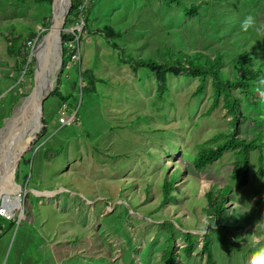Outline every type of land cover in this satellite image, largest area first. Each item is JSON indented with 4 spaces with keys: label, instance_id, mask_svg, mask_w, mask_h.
<instances>
[{
    "label": "rangeland",
    "instance_id": "rangeland-1",
    "mask_svg": "<svg viewBox=\"0 0 264 264\" xmlns=\"http://www.w3.org/2000/svg\"><path fill=\"white\" fill-rule=\"evenodd\" d=\"M191 2L205 0H91L63 71L61 37L76 25V19L66 20L68 12L57 55L48 59L50 68L57 67L43 99L41 127L11 168L8 183L0 182V188L13 185L21 194L0 192V211L3 195L16 201L5 203L6 217L16 223L0 229V264H165L162 252L169 244L175 264H208L202 250L207 232L214 264H247L253 251L248 240L264 234L259 151H249V175L241 187L230 175L239 145L202 170L195 169L194 158L202 145H215L230 132L241 139L258 131L264 136V103L256 105L235 88L249 118L238 117L233 128L222 100L207 113L210 77L194 96L198 78L167 73V91L159 96L155 73L130 61H163L169 51L198 50L211 57L220 51L227 76L243 51L256 65L264 62V36L240 30L249 14L264 24V0H207L188 15L185 5ZM51 19L52 0H0V159L19 134L18 109L34 86L36 60L30 53ZM11 37L18 38L14 49ZM58 82L71 97L53 94ZM257 97L264 102V93ZM62 105L67 109L61 113H74L75 121H58ZM164 181L174 188L162 203ZM227 184V209L217 219L205 211V193ZM208 218L215 227L204 229ZM188 232L195 244L189 254L182 249Z\"/></svg>",
    "mask_w": 264,
    "mask_h": 264
},
{
    "label": "trees",
    "instance_id": "trees-1",
    "mask_svg": "<svg viewBox=\"0 0 264 264\" xmlns=\"http://www.w3.org/2000/svg\"><path fill=\"white\" fill-rule=\"evenodd\" d=\"M44 3H50L51 0H40ZM179 1V0H176ZM71 8L69 11L68 18L66 19L69 21L75 19L76 17V9L79 3V0H71ZM205 2H200L195 4L193 2L185 5V12L188 15H194L197 13V10L200 6L205 5ZM72 17V18H71ZM113 33L117 36L120 35L119 30H113ZM45 30L41 35L46 33ZM103 33H107L106 30H101ZM108 35V34H107ZM32 36H30L31 38ZM109 40V35L107 36ZM32 39V38H31ZM29 39V41L31 40ZM73 35L72 33H63L61 40H62V49H63V71L65 70L64 67L67 65L68 60L71 59L73 53L75 52V48L70 49L65 46V42L67 40H72ZM9 41V48H13L17 46L18 38L11 37L8 39ZM28 41V42H29ZM111 42V41H110ZM112 45L117 46L115 42H112ZM23 48L22 55L27 57L29 55V48L27 47L26 42L21 46ZM169 58L160 61L159 59H141V58H131L130 61L135 66L139 67H147L151 71H153L156 75V79L158 81V88L157 93L159 96H163L164 93L167 91L166 88V75L167 73L173 75H186L191 77L198 78V85L196 90L194 91L193 95L197 96L202 94L205 88L206 81L208 77L211 79V86H212V103L209 106L207 113H211L213 109H215L220 101H223L222 107L226 110V112L231 116V125L233 128L236 125L238 117L242 119H248L249 116L244 114L240 110L239 101L241 98L237 95L234 91L235 88H238L240 93L244 98L253 99L256 105L264 103L261 101L257 95L264 93V62L255 64L253 62L252 56L250 55L249 51L241 52L236 59H234L232 63V69L229 73V76L225 75L223 71L224 67V54L220 51H216V54L211 57L210 55L206 54L202 51H178L177 53H171L169 51ZM25 63V59L22 62ZM30 73H32L33 69L28 64L27 66ZM76 82V81H75ZM61 83L58 82L55 89L53 90V94L59 97L61 100H66L71 97L70 93L64 94L61 90ZM251 97V98H250ZM230 132L229 135L221 142H216L215 145H202L198 153L194 158V167L197 170L204 169L209 163L219 158L226 150H230L239 145L238 149L235 153L234 165L232 171L230 173L232 182L236 184L237 187H241L247 182V178L249 175V151L253 149H258L259 151V166H260V174H262L264 170V155L262 154V143H264V136L261 131H258L253 135L250 139H241L235 137ZM219 136L215 137L218 138L222 136V134H218ZM207 143H211V140ZM174 183L172 181H164L162 187V203H165L170 199V193L173 190ZM231 188L229 184L217 188L216 186L213 187L211 190L205 193V197L207 200L206 212L217 219L222 217L224 212L226 211L225 207V196L223 192L226 188ZM221 190V193L220 191ZM219 192V193H218ZM9 200H12L13 203L16 201L11 195H3L2 197V206L3 210L5 208V203ZM7 206V205H6ZM226 208V209H225ZM6 213V211L4 210ZM10 216V215H9ZM11 218H7L5 215L0 214V229L3 227H7V223L13 226L15 221L11 222ZM208 233V232H207ZM207 233L203 236V245L202 250L206 254V261L208 264H214L212 253H211V241L207 237ZM185 237L187 240V245L184 246L182 249L185 253L189 254L195 244L192 242L191 234L185 233ZM177 255L174 252L173 245L169 244L162 252V260L165 264H175L177 259Z\"/></svg>",
    "mask_w": 264,
    "mask_h": 264
},
{
    "label": "bare ground",
    "instance_id": "bare-ground-1",
    "mask_svg": "<svg viewBox=\"0 0 264 264\" xmlns=\"http://www.w3.org/2000/svg\"><path fill=\"white\" fill-rule=\"evenodd\" d=\"M63 8L64 4L61 3V0L54 1L52 5V27H49L46 31V33L49 31L48 34L45 36L43 35L31 50L30 55L36 60L35 69H40L45 62H47V67L45 72L41 73V75L34 80V85L36 87L34 97L28 95L18 109V115L19 117L21 116L19 134L16 136V139L12 141L14 145L12 151L0 159V182L8 183L7 177L9 176L11 168L28 150L32 140L41 127L40 103L44 96L46 94L48 95L51 90L57 67L50 68L48 65V59L54 54L53 52L57 55L58 33L61 31L63 25L59 18H61ZM11 188L12 190L8 188H0V192L17 193L20 190L19 187H14L13 185ZM38 193L43 194V192H37V194Z\"/></svg>",
    "mask_w": 264,
    "mask_h": 264
},
{
    "label": "clouds",
    "instance_id": "clouds-1",
    "mask_svg": "<svg viewBox=\"0 0 264 264\" xmlns=\"http://www.w3.org/2000/svg\"><path fill=\"white\" fill-rule=\"evenodd\" d=\"M240 30L244 33H248L251 30L260 36H264V24H258L257 18L252 14L244 17L240 23ZM209 225L215 227L213 218L205 220L204 229H207ZM248 243L253 251L248 257L247 264H264V234L252 235Z\"/></svg>",
    "mask_w": 264,
    "mask_h": 264
},
{
    "label": "built area",
    "instance_id": "built-area-1",
    "mask_svg": "<svg viewBox=\"0 0 264 264\" xmlns=\"http://www.w3.org/2000/svg\"><path fill=\"white\" fill-rule=\"evenodd\" d=\"M91 0H79V3H78V6H77V9H76V25L71 27V30H70V33H72L73 35V39L72 40H67L65 42V46L67 48H73L75 47V45L79 42V39H80V36L79 34L76 32L77 30H80V27L84 24V14L85 12L87 11V8L90 4ZM67 108H65L64 105H62L60 107V110H59V113H60V116L58 118V121L61 123V124H66V123H70V122H73L75 121L74 119V113L73 114H69L68 116H65L63 115L61 112L65 111ZM18 196H20V190L19 192L17 193ZM0 214H3L5 215L6 213L4 212V210L2 209L0 211ZM6 216V215H5Z\"/></svg>",
    "mask_w": 264,
    "mask_h": 264
},
{
    "label": "water",
    "instance_id": "water-1",
    "mask_svg": "<svg viewBox=\"0 0 264 264\" xmlns=\"http://www.w3.org/2000/svg\"><path fill=\"white\" fill-rule=\"evenodd\" d=\"M54 1H55V0H52V5H53ZM61 3L64 4V8H63V12H62L61 18H59V19H60L61 23L63 24V22H64V20H65V18H66V16H67V14H68V12H69V10H70V8H71V3H72V2H71V0H61ZM52 12H53V10H52ZM50 27H52V22H51V24H50ZM61 28H62V27H61ZM48 32H49V31H48ZM48 32L45 33L44 36L47 35ZM59 35H60V32L58 33V39H59V37H60ZM58 47H60V46H59V43H58ZM46 67H47V62H45L44 65H43L40 69H34V72H33L34 80H36L37 77H38L39 75H41V73L45 72ZM35 90H36V87H35V85H34L33 88H32V91H31L30 94H29L30 97H34ZM48 94H49V93H48ZM46 96H47V94L44 96V98H46ZM44 98H43V99H44ZM43 99H42V101H41V103H40V111H41V112H42ZM41 112H40V116H41ZM40 195H44V194H40ZM18 197H19V196H18ZM5 215L7 216L8 214H5Z\"/></svg>",
    "mask_w": 264,
    "mask_h": 264
}]
</instances>
